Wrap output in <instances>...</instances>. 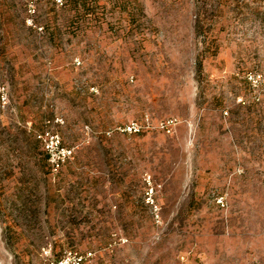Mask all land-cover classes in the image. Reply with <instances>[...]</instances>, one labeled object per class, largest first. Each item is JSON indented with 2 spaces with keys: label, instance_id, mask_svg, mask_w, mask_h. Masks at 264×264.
I'll use <instances>...</instances> for the list:
<instances>
[{
  "label": "rangeland",
  "instance_id": "obj_1",
  "mask_svg": "<svg viewBox=\"0 0 264 264\" xmlns=\"http://www.w3.org/2000/svg\"><path fill=\"white\" fill-rule=\"evenodd\" d=\"M79 2L0 0V264H264V0Z\"/></svg>",
  "mask_w": 264,
  "mask_h": 264
},
{
  "label": "built area",
  "instance_id": "obj_2",
  "mask_svg": "<svg viewBox=\"0 0 264 264\" xmlns=\"http://www.w3.org/2000/svg\"><path fill=\"white\" fill-rule=\"evenodd\" d=\"M175 123L174 120H167L164 122L160 123V127L162 129H164V131L170 133L172 131V125ZM147 126L146 124H140L138 122H130L125 124L124 126L120 127L119 129L124 132V133H138L141 132L142 130L146 129ZM52 155H54L52 153ZM62 160V158L59 156L58 160H56V165L60 166V161Z\"/></svg>",
  "mask_w": 264,
  "mask_h": 264
},
{
  "label": "trees",
  "instance_id": "obj_3",
  "mask_svg": "<svg viewBox=\"0 0 264 264\" xmlns=\"http://www.w3.org/2000/svg\"><path fill=\"white\" fill-rule=\"evenodd\" d=\"M74 4L77 6L80 2L79 0H73ZM84 6H86V4H84ZM199 67H201V62L199 61ZM146 130H142L141 132H138V133H128V134H141V133H144Z\"/></svg>",
  "mask_w": 264,
  "mask_h": 264
}]
</instances>
